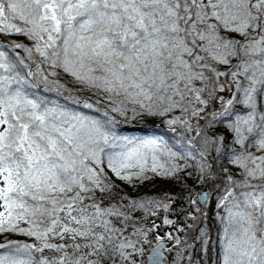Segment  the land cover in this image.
<instances>
[{"label": "snow or ice", "instance_id": "6c2138e0", "mask_svg": "<svg viewBox=\"0 0 264 264\" xmlns=\"http://www.w3.org/2000/svg\"><path fill=\"white\" fill-rule=\"evenodd\" d=\"M0 34L33 42L11 46L24 48L26 58L0 47V233L39 242L0 243V264H127L128 249L143 252L125 235L129 226L133 235L147 236L134 214L155 215L169 206L151 197H119L105 206L114 185L103 165L131 182L149 179L148 171L174 175L182 170L175 161H192L206 180L221 157L239 169V178L221 169L220 264H264V0H0ZM33 53L102 92L113 112L168 117L169 126L195 136L181 137L179 151L155 139L109 150L117 147L108 127L115 117L101 121L40 96L35 90L48 78L25 62ZM229 76L235 91L219 98L222 111L201 126L216 92L225 91L220 78ZM236 104L244 111L233 113ZM228 116L231 146L211 131ZM45 249L59 255H32ZM160 255L159 247L152 249L149 264H160Z\"/></svg>", "mask_w": 264, "mask_h": 264}, {"label": "trees", "instance_id": "16d2710c", "mask_svg": "<svg viewBox=\"0 0 264 264\" xmlns=\"http://www.w3.org/2000/svg\"><path fill=\"white\" fill-rule=\"evenodd\" d=\"M14 43L22 44L29 48L33 47V42L21 34H0V47H2V50L9 51V54L12 56L19 53L21 57L26 58L28 54L24 48H20L18 51L12 49L11 46ZM25 62L29 66H38V68L40 67L44 70L46 68L45 64H47L42 63L41 58L36 53H33L31 60L26 59ZM231 63L235 64L237 61L233 59ZM229 69V65L219 66L220 71L227 72ZM46 70L49 73L36 71L38 74H43L48 78L47 85L40 83L39 88L35 90L40 96L46 97L50 101H55L69 110L83 113L86 116L94 117L101 121H107L109 117H115V125H108V127L115 134V144L117 147L109 150L120 151L122 146L128 141H131L132 145H135L142 141L155 139L163 140L173 150L179 151L181 145L177 141L181 137L184 140H188L195 136L194 131L188 133L180 125H176V130L173 132L172 128L170 129L168 124L165 123L168 117L153 116L147 113L133 116L131 110L128 111L126 117L123 116L124 124L119 122L114 115L109 114L106 117L104 115L106 111L104 110L108 107L112 108V105L102 92L81 85L70 75L64 73L62 69H53L56 75H50L51 72L48 69ZM240 79L243 78L241 77ZM220 83L225 84V91L216 92L215 97L205 109L204 118L199 121L201 126L205 125V121L209 118L210 113L222 111L225 105H222L219 98L223 97L226 101L231 98L232 93L235 91V86L230 76L221 77ZM46 86L57 90L46 91ZM66 90L73 92L79 97L78 100L81 103H75L74 100L77 99L67 94ZM82 100L92 103L94 107L85 108ZM140 111L137 108V112ZM236 111L243 112V105H234L233 113ZM172 115H179V113H173ZM231 118L232 116L221 117L220 119L223 122L217 123L211 130L215 134L225 135L227 137L226 143L229 146H231V134L227 130L226 123ZM192 123L195 125L196 121L193 120ZM125 137L127 141L124 140ZM198 140L199 138H197ZM197 141H194V143ZM212 155L215 156L216 153L213 152ZM175 163L180 164L182 170L174 175L164 176L148 171L147 176L150 177L149 179L141 181L133 178L131 182L119 179L107 168L106 163L103 165L104 171L110 177V182L114 185L112 193L104 198L105 206L109 202H119V197H126L128 199L151 197L169 206L166 210L163 208L156 209L155 215H148L142 210H138L134 214L136 227L146 232L147 236L145 238L142 233L133 235V228L129 226L125 235L129 236L133 242L138 241L137 247L142 248L143 252L138 253L132 249H128L127 251L131 253V256L127 264H133V262L134 264H145L147 248L157 238H165L167 241H170L169 247L166 248L167 256L164 264H220L222 223L218 214L219 216H223L225 215V211L223 207L218 208L217 204L224 195L226 187L225 176L221 169L228 168L237 178H239V169L228 163V157H221L213 164L209 178L205 180L201 179V174L194 162L188 161L187 166H184V160H177ZM204 187L208 198L204 205L203 213H201L198 195ZM97 198H101L100 193H97ZM192 200H195L196 203L192 204ZM171 205L174 206L172 207ZM165 216L174 223L164 224ZM191 217H195V219ZM27 226L23 222L20 224V227ZM201 230L206 234L203 237L201 236ZM169 233L171 234V238H169ZM177 238L181 241L180 244L176 243ZM9 240L29 244L39 243L34 238L18 232L8 231L0 233V243H6ZM51 242L54 243V239ZM32 255L35 257L34 252Z\"/></svg>", "mask_w": 264, "mask_h": 264}, {"label": "rangeland", "instance_id": "374dc122", "mask_svg": "<svg viewBox=\"0 0 264 264\" xmlns=\"http://www.w3.org/2000/svg\"><path fill=\"white\" fill-rule=\"evenodd\" d=\"M13 49V48H12ZM46 65V68H45V70L42 68H38V66L36 67V66H30L31 67V69H32V71H34V70H36L37 69V71H39L40 73L41 72H44L45 71V73H49L46 69H48L50 72H52L53 71V69H51V67L48 65V64H45ZM35 72V71H34ZM67 94H69V95H71L72 97H74L75 99H79V97H77L73 92H69V91H65ZM82 101H84V100H82ZM104 111H106V112H108V114H110V115H114V116H116V118L119 120V122H122L123 124L125 123V121L122 119L123 118V116L120 114V113H117V112H113L112 111V108L111 107H108V108H105V110ZM103 111V112H104ZM176 125H174V126H169L168 125V127L171 129V128H173V127H175ZM204 190L206 191V189H205V187L201 190V192L199 193V194H201L202 192H204ZM206 195H207V193H206ZM207 198H208V196H207ZM207 202V199L206 200H204V202L202 203L201 202V200H200V195H198V203H199V208H200V212L201 213H203V210H204V205H205V203ZM175 205V204H174ZM174 205H171L172 207L174 206ZM170 206V207H171ZM166 217V216H165ZM160 239H164L166 242V245H169V243H170V241H167L165 238H157V239H155L149 246H148V248H147V251H146V255H145V261H146V257H147V254L149 253V250H150V248L158 241V240H160ZM54 243H63V241H61V240H58V239H54ZM166 248V247H165ZM164 248V253H165V256L163 257V260H162V264H164V260H165V258H166V256H167V254H166V249ZM34 254H35V258H36V260H39L40 259V257L43 255V256H47V257H49V258H51V257H53V256H58L59 255V253H56L54 250H51V249H45L44 250V252L43 253H40V252H34Z\"/></svg>", "mask_w": 264, "mask_h": 264}, {"label": "water", "instance_id": "95a60500", "mask_svg": "<svg viewBox=\"0 0 264 264\" xmlns=\"http://www.w3.org/2000/svg\"><path fill=\"white\" fill-rule=\"evenodd\" d=\"M14 49V48H13ZM17 50V49H16ZM202 193H204V194H206V191L204 190V192H202ZM200 200H201V202L203 203L204 202V199H201V197H200ZM166 241L164 240V239H160V240H158L151 248H150V250H149V253L147 254V257H146V261H145V264H149V261H148V257L151 255V250L152 249H154V248H157V247H159L160 248V251H161V255H160V258H159V260H160V264H162V260H163V257L165 256V253H164V248L166 247H168V245H166V243H165ZM165 248V249H166Z\"/></svg>", "mask_w": 264, "mask_h": 264}, {"label": "bare ground", "instance_id": "6f19581e", "mask_svg": "<svg viewBox=\"0 0 264 264\" xmlns=\"http://www.w3.org/2000/svg\"><path fill=\"white\" fill-rule=\"evenodd\" d=\"M17 51H18V49H17ZM34 71L36 72V71H37V69H36V70H34ZM168 247H169V245H168ZM168 247H167V248H168Z\"/></svg>", "mask_w": 264, "mask_h": 264}]
</instances>
